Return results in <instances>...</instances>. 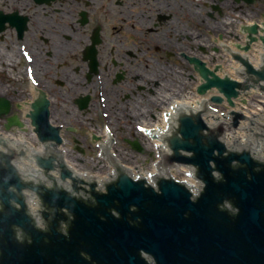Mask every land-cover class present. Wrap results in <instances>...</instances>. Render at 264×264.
<instances>
[{"label": "flooded vegetation", "instance_id": "af4514ba", "mask_svg": "<svg viewBox=\"0 0 264 264\" xmlns=\"http://www.w3.org/2000/svg\"><path fill=\"white\" fill-rule=\"evenodd\" d=\"M263 19L264 0H0V127H42L59 138L42 156L156 188L140 171L197 114L199 64L224 68Z\"/></svg>", "mask_w": 264, "mask_h": 264}, {"label": "water", "instance_id": "95a60500", "mask_svg": "<svg viewBox=\"0 0 264 264\" xmlns=\"http://www.w3.org/2000/svg\"><path fill=\"white\" fill-rule=\"evenodd\" d=\"M261 41L264 44V38ZM201 80L200 95L216 89L233 106L231 98L238 97V83L205 74ZM259 80H264L262 74ZM221 101L212 98L214 103ZM232 115L236 126L242 116ZM206 129L201 121L195 127L183 125L184 140L170 142L176 154L173 161L196 167L197 178L205 184L197 203H191L190 194L172 180L162 183L160 200L151 199L152 208L145 206L149 208L146 212L141 205L146 195L125 177L119 178L117 186L108 187L107 194L95 195L102 210L114 200L121 207L133 204L143 209L139 230L64 191L23 184L10 164L11 157L0 155V264H146L141 251L151 253L158 264H264V163L248 152L228 151L218 135L203 137L201 132ZM186 135L193 141L185 140ZM179 150L190 152L191 158L181 156ZM39 166L49 169L50 165L40 161ZM213 172L221 178L216 180ZM65 177L70 174L63 172ZM24 189L33 191L49 208L66 209L73 216L67 236L58 232L57 223L48 232L34 227L26 211ZM225 198L234 202L235 216L218 212L216 205ZM14 228L28 239L19 242ZM82 252L89 260L82 258Z\"/></svg>", "mask_w": 264, "mask_h": 264}, {"label": "bare ground", "instance_id": "6f19581e", "mask_svg": "<svg viewBox=\"0 0 264 264\" xmlns=\"http://www.w3.org/2000/svg\"><path fill=\"white\" fill-rule=\"evenodd\" d=\"M212 67H215V69H214V72L217 74V75H219V76H223V74H233V72L228 68V67H224V68H222L221 66H220V64H218V63H213L212 64ZM197 79H198V81H199V78H198V75H197V78H196V81H197ZM209 92V91H208ZM208 92H206V95H208L209 93ZM198 97V96H197ZM233 141V139L232 138H230V139H228V142L230 143V142H232ZM241 142V144H243V143H245V138H242L241 140H240ZM151 171H153V167L151 166Z\"/></svg>", "mask_w": 264, "mask_h": 264}, {"label": "rangeland", "instance_id": "374dc122", "mask_svg": "<svg viewBox=\"0 0 264 264\" xmlns=\"http://www.w3.org/2000/svg\"><path fill=\"white\" fill-rule=\"evenodd\" d=\"M137 161H138V162H140L141 160H137ZM152 161H153V160H151V161H150V164H149V166L151 165V162H152Z\"/></svg>", "mask_w": 264, "mask_h": 264}]
</instances>
